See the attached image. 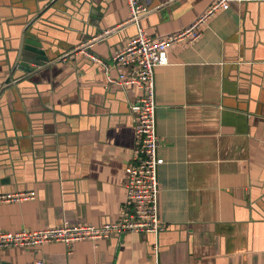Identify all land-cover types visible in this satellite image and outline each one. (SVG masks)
<instances>
[{"label":"crops","instance_id":"1","mask_svg":"<svg viewBox=\"0 0 264 264\" xmlns=\"http://www.w3.org/2000/svg\"><path fill=\"white\" fill-rule=\"evenodd\" d=\"M141 2V28L164 38L214 0ZM129 18L126 0H0V197L36 193L0 201V232L120 219L142 93L108 75L125 72L113 56L137 34ZM26 27L50 62L14 69ZM201 32L155 72L159 238L11 247L0 264H264V0L232 1Z\"/></svg>","mask_w":264,"mask_h":264},{"label":"built area","instance_id":"2","mask_svg":"<svg viewBox=\"0 0 264 264\" xmlns=\"http://www.w3.org/2000/svg\"><path fill=\"white\" fill-rule=\"evenodd\" d=\"M232 1L214 0L207 12L189 28L164 38H153L140 26L141 18L150 14L152 9L141 0H126L130 9L127 24L135 25L137 34L113 56L114 66L124 68L125 72L118 79L108 75V82L123 87H136L142 94L130 107L135 118V146L131 162L126 168V198L120 219L101 226L64 222L56 228L0 232V249L18 246L29 248L59 242L64 243L68 254H71L75 243L86 240L98 241L128 233L149 234L159 238L165 231L160 218L158 180V171L164 159L159 155L155 72L157 68L170 64L168 52L172 45L186 39L191 42L198 40L204 22L220 10H228ZM93 60L102 64L109 74V65L97 57ZM35 196V192L9 194L1 196L0 201L23 202L34 200ZM33 264L48 263L36 261Z\"/></svg>","mask_w":264,"mask_h":264},{"label":"water","instance_id":"3","mask_svg":"<svg viewBox=\"0 0 264 264\" xmlns=\"http://www.w3.org/2000/svg\"><path fill=\"white\" fill-rule=\"evenodd\" d=\"M28 27H26L24 35L21 38L19 55L14 69H16L19 66L20 61H24V62L26 61L28 64H38V63L47 64L50 62V59L48 57V52L44 48L43 43L35 36H31V37L27 36ZM25 71L30 72L31 70L27 68L25 69Z\"/></svg>","mask_w":264,"mask_h":264}]
</instances>
